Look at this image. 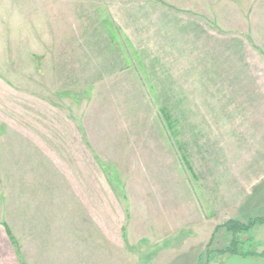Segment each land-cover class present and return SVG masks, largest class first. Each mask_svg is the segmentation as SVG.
I'll list each match as a JSON object with an SVG mask.
<instances>
[{"label":"rangeland","instance_id":"1","mask_svg":"<svg viewBox=\"0 0 264 264\" xmlns=\"http://www.w3.org/2000/svg\"><path fill=\"white\" fill-rule=\"evenodd\" d=\"M234 241L264 249V0H0V264Z\"/></svg>","mask_w":264,"mask_h":264},{"label":"trees","instance_id":"2","mask_svg":"<svg viewBox=\"0 0 264 264\" xmlns=\"http://www.w3.org/2000/svg\"><path fill=\"white\" fill-rule=\"evenodd\" d=\"M160 113H161L162 118L165 120L167 127L173 128L174 127V122L172 120V117H171L169 111L166 108H162L160 110ZM257 223H259V222H253L250 226L244 227V226L240 225L239 223L237 224L235 222H229L227 224L226 228L230 232H232L234 234H238L241 231H245V230L250 229L253 225H255ZM7 231H8V235L11 238V241H12L13 245L16 248V253L19 255L20 250H19V247L17 245L18 242L16 241L15 236L12 234V232L9 230L8 227H7ZM238 247H239V244L237 243V241H234L228 248H226L224 251H219L218 253H220L222 255H239L241 257H254V256H258L259 255L257 253H250V254L240 253L238 251ZM206 264H208V263H206Z\"/></svg>","mask_w":264,"mask_h":264},{"label":"crops","instance_id":"3","mask_svg":"<svg viewBox=\"0 0 264 264\" xmlns=\"http://www.w3.org/2000/svg\"><path fill=\"white\" fill-rule=\"evenodd\" d=\"M257 254L259 255L254 257H241L239 255H224L225 259L216 261V263L214 264H264V249L260 252H257Z\"/></svg>","mask_w":264,"mask_h":264}]
</instances>
